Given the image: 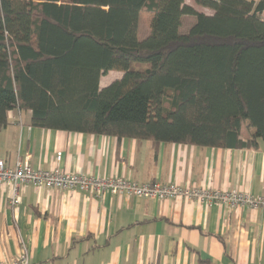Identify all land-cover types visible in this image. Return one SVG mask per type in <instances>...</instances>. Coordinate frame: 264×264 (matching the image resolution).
I'll return each mask as SVG.
<instances>
[{"label": "trees", "instance_id": "1", "mask_svg": "<svg viewBox=\"0 0 264 264\" xmlns=\"http://www.w3.org/2000/svg\"><path fill=\"white\" fill-rule=\"evenodd\" d=\"M193 2L211 14L184 0H0V126L18 108L40 128L264 145V0ZM182 15L195 18L183 34ZM110 70L121 77L100 87Z\"/></svg>", "mask_w": 264, "mask_h": 264}, {"label": "crops", "instance_id": "2", "mask_svg": "<svg viewBox=\"0 0 264 264\" xmlns=\"http://www.w3.org/2000/svg\"><path fill=\"white\" fill-rule=\"evenodd\" d=\"M257 1V0H255ZM184 3L195 10L207 9ZM182 15L179 32L194 23ZM183 22L186 24L183 27ZM110 70L104 87L120 78ZM30 110L13 108L0 126V159L14 167L28 156L35 169L157 181L183 187L234 189L264 195V145L256 148L153 142L30 125ZM244 124V123H243ZM241 126V137L253 133ZM61 158L56 161V153ZM0 187V260L14 257L23 242L30 264H264V210L206 205L195 199H156L104 192Z\"/></svg>", "mask_w": 264, "mask_h": 264}, {"label": "built area", "instance_id": "3", "mask_svg": "<svg viewBox=\"0 0 264 264\" xmlns=\"http://www.w3.org/2000/svg\"><path fill=\"white\" fill-rule=\"evenodd\" d=\"M28 156L18 159L12 168L7 167L4 161L0 159V187H10L9 203L12 207H16L20 202V186L30 184L34 187L86 191L95 196L110 192L156 199L179 197L195 199L206 205L219 204L230 208L244 206L264 210V195H253L246 191L234 189L183 187L175 183L157 181L138 183L122 177H98L62 171L57 166L52 169H35L28 163ZM60 158L61 152H57L56 161L58 162ZM0 264H30L28 248L23 242H20L18 253L10 259L0 260Z\"/></svg>", "mask_w": 264, "mask_h": 264}, {"label": "rangeland", "instance_id": "4", "mask_svg": "<svg viewBox=\"0 0 264 264\" xmlns=\"http://www.w3.org/2000/svg\"><path fill=\"white\" fill-rule=\"evenodd\" d=\"M150 16L145 13V12H141L139 15V20H138V30H137V37L139 40L145 38L147 35H149L150 33ZM184 25H186L183 22V27ZM245 125H248L247 121L244 122L243 127H245ZM250 129H253L250 127Z\"/></svg>", "mask_w": 264, "mask_h": 264}]
</instances>
